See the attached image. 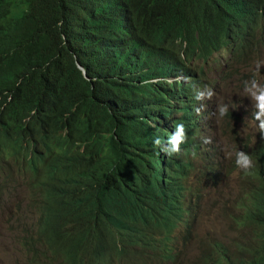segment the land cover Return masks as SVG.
I'll return each mask as SVG.
<instances>
[{
	"label": "trees",
	"instance_id": "16d2710c",
	"mask_svg": "<svg viewBox=\"0 0 264 264\" xmlns=\"http://www.w3.org/2000/svg\"><path fill=\"white\" fill-rule=\"evenodd\" d=\"M262 40L264 0H0V194L18 178L33 191L32 214L13 230L29 264H113L110 247L126 257V243L142 240L146 201L164 218L184 213L179 175L195 165L162 161L154 144L182 122L167 108L169 87L143 83L183 66L217 69L223 52L238 59ZM184 124L188 152L198 124ZM241 145L252 186L264 187V141ZM221 176L214 168L198 178ZM160 189L174 200L162 203ZM255 220V244L238 246L240 258L211 246L202 264H264V196ZM157 231L166 236L127 264L175 261L161 248L172 231Z\"/></svg>",
	"mask_w": 264,
	"mask_h": 264
},
{
	"label": "clouds",
	"instance_id": "9594fccd",
	"mask_svg": "<svg viewBox=\"0 0 264 264\" xmlns=\"http://www.w3.org/2000/svg\"><path fill=\"white\" fill-rule=\"evenodd\" d=\"M240 25V18H238L229 28L234 33H239ZM253 28L251 27L250 30ZM254 32L256 39H258L259 32ZM184 46L187 48V44ZM262 56H264V40L256 42L238 59H233L230 51L223 52L216 58L219 61L217 69L211 65L204 66L201 67V72L191 74L190 68L183 66L180 69L170 70L163 78H153L143 83V85L166 84L169 87V103L167 104V108L175 115L174 118L182 122L174 123L173 125L169 123V126L173 127L169 130L170 135L167 138L165 137L162 146L159 137L154 140V144L161 148L159 156L162 157V161L175 156L176 160H180L181 168L184 164H194L195 169L188 171L187 174L189 176L184 179L181 174L179 175V183L185 188L182 197L184 198L182 199L185 208L184 213L164 218L159 211L146 201L142 208V217L145 224L138 227L142 240L128 241L126 243V252H130L126 257V254L121 257L118 256L110 247V251L114 252L111 251V255L114 256L113 264H119L118 261H123L122 264H127L129 258L141 257L145 251L154 247L158 239L166 236V234L163 235L160 231H157V227L172 231V240L166 242L168 247L162 245L161 248L163 250L167 249L168 252L172 250L175 255V261H161L160 263L150 261L148 264H186L194 255L195 243L203 240H208V245L204 252L197 256L190 264H202L205 257L211 251L214 252L211 246L216 251L229 255L230 258H240L238 248V253H232L231 243L238 242L237 247L255 244L257 228L251 223V219L258 222L255 218L259 216L261 211L264 187L261 185L252 186L254 179L250 173L248 175L247 173L254 168V161L241 144L249 142V146L255 148L259 138L261 141H264V84L260 83L256 78L261 66L264 65V62H261ZM77 66L87 78L88 75L85 68L79 63H77ZM88 81L91 80L89 79ZM231 81L239 83V95L244 90L246 96L253 101L254 106L243 103L240 99V106L235 109H228L227 104H222L221 99L224 96L225 85ZM221 118H225L227 124H230V120L233 118L238 126V128L234 127L232 130V145L236 148L235 162L233 164L228 160L227 144L222 139L226 132L218 124ZM188 120H192L198 124L196 137L199 138L200 143L194 149L185 152L183 145L187 141L188 135L184 122ZM151 125L154 126L153 123ZM244 125H253L255 133H248L245 136L240 129ZM157 166L158 168L161 167V161L158 162ZM214 168H219L222 172L221 180L218 183L198 178V175H201L202 171ZM232 174H236L238 177L237 182L240 187L238 198L222 195L208 210L203 211L201 201L204 196L212 188L220 189L228 187L229 177ZM190 177L195 179L194 184L188 181ZM188 187H193L194 189L189 191ZM18 188H26L28 202L24 207L18 206L17 213L9 222L12 228L7 235L11 242L25 252L14 241L15 233L13 230L15 228H23L22 224H20L19 216L32 214L31 194L33 191L31 188H28L26 181L18 178L6 192L0 194V209L3 210L10 206L15 191ZM158 199L162 203L174 200L173 195L170 192L166 193L163 189H160ZM215 204L216 206L219 204L224 205V209L221 211L222 217H229L233 224V237H231L229 245L220 241L216 233L203 234L200 231L201 229L208 228L201 225V216L212 210ZM34 213L38 215L39 210L36 209ZM171 223H173L172 227L168 225ZM187 228H191V231L189 232ZM250 229L252 230L248 238H251V242L247 243L245 240L240 242L245 237L243 234H248ZM120 232L123 236L129 233L127 230H120ZM220 245L225 248H221ZM118 247L119 249L122 248L120 244H118ZM183 248L191 249L186 254ZM167 254L165 252V255Z\"/></svg>",
	"mask_w": 264,
	"mask_h": 264
},
{
	"label": "rangeland",
	"instance_id": "374dc122",
	"mask_svg": "<svg viewBox=\"0 0 264 264\" xmlns=\"http://www.w3.org/2000/svg\"><path fill=\"white\" fill-rule=\"evenodd\" d=\"M261 62H264V56H262ZM255 69V67H254ZM260 83L264 84V65L261 66L260 71L256 77ZM240 85L235 81L227 82L224 88V96L221 99L222 104H227L228 109H235L240 106V100L243 103H246L250 106H254L251 98L246 96L244 90L240 93ZM240 99V100H239ZM232 102H234L232 104ZM219 126L226 132L225 136L222 138L224 143L227 144V157L228 160L233 164L235 162V153L236 148L232 145V130L234 127L238 128L235 123V120L232 118L230 120V124H227L225 118H221L218 121ZM242 133L246 136V134L255 133V127L253 125H244L240 128ZM188 181L191 184H194L195 179L190 177ZM238 177L236 174H232L229 177V185L226 188H212L209 192L204 196L201 201L202 210H208L216 200L222 195L231 196L232 198H238L240 195V187L238 185ZM27 191L26 188H18L15 191L14 198L8 208L0 209V264H28V256L25 252L16 246L13 242H11L7 235L9 230L12 228V225L9 223L10 220L17 213V208L20 205L24 207L27 204ZM224 205L219 204L212 208V210L205 213L201 216V225L207 226L208 228L201 229V233H216L219 237L220 241H223L229 245L232 236L233 224L229 217L223 218L221 211H223ZM251 230L248 234L244 233L245 237L240 240L246 241L247 243L251 242V238H248V235L251 234ZM237 243L233 242L230 244L232 253L236 254L237 252ZM208 245V240H203L201 242L195 243L194 255L190 261L186 264H190L197 256L202 254ZM191 248H183V251L187 254ZM185 260V259H184Z\"/></svg>",
	"mask_w": 264,
	"mask_h": 264
}]
</instances>
